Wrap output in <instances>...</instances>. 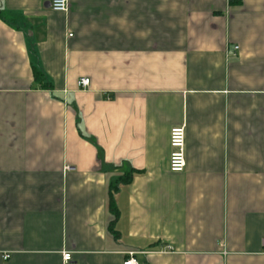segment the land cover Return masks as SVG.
Here are the masks:
<instances>
[{"label":"crops","instance_id":"1","mask_svg":"<svg viewBox=\"0 0 264 264\" xmlns=\"http://www.w3.org/2000/svg\"><path fill=\"white\" fill-rule=\"evenodd\" d=\"M51 1L0 0V264H264V0Z\"/></svg>","mask_w":264,"mask_h":264},{"label":"built area","instance_id":"2","mask_svg":"<svg viewBox=\"0 0 264 264\" xmlns=\"http://www.w3.org/2000/svg\"><path fill=\"white\" fill-rule=\"evenodd\" d=\"M50 8L55 13H67L69 9L68 0H52ZM238 48H236L237 50ZM80 88H87L90 85V79L82 78L78 83ZM170 157H169V170L172 173H183L186 169V127H174L170 131L169 136ZM137 253H127V258L123 264H140L136 258ZM9 257L6 256L5 259ZM64 264H78L73 260L71 252L63 253Z\"/></svg>","mask_w":264,"mask_h":264},{"label":"trees","instance_id":"3","mask_svg":"<svg viewBox=\"0 0 264 264\" xmlns=\"http://www.w3.org/2000/svg\"><path fill=\"white\" fill-rule=\"evenodd\" d=\"M34 79L36 82H38L40 84V86L43 88V89H51V85L49 83H47L46 81V77L45 75L37 68H34ZM116 189V186H113L112 187V195H113V192L114 190ZM110 205H111V208H112V211L116 214V207L114 205V201L113 199L110 200Z\"/></svg>","mask_w":264,"mask_h":264}]
</instances>
